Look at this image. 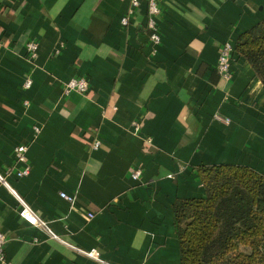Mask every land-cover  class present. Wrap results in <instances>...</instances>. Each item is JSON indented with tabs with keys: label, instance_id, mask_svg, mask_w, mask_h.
Instances as JSON below:
<instances>
[{
	"label": "crops",
	"instance_id": "obj_1",
	"mask_svg": "<svg viewBox=\"0 0 264 264\" xmlns=\"http://www.w3.org/2000/svg\"><path fill=\"white\" fill-rule=\"evenodd\" d=\"M130 5L0 0V173L67 243L113 264H182L173 203L206 195L199 169L231 163L264 174V83L236 48L231 80L217 69L222 45L264 19V0H163L159 44L147 0L122 24ZM79 76L88 91L65 95ZM22 144L31 172L18 177ZM20 211L0 181L6 264H102Z\"/></svg>",
	"mask_w": 264,
	"mask_h": 264
},
{
	"label": "trees",
	"instance_id": "obj_2",
	"mask_svg": "<svg viewBox=\"0 0 264 264\" xmlns=\"http://www.w3.org/2000/svg\"><path fill=\"white\" fill-rule=\"evenodd\" d=\"M234 46L264 83V19ZM199 175L206 195L173 203L182 264H264V174L224 163Z\"/></svg>",
	"mask_w": 264,
	"mask_h": 264
},
{
	"label": "built area",
	"instance_id": "obj_3",
	"mask_svg": "<svg viewBox=\"0 0 264 264\" xmlns=\"http://www.w3.org/2000/svg\"><path fill=\"white\" fill-rule=\"evenodd\" d=\"M163 0H147V28L149 30V37L154 44L161 42V34L159 31L158 20L160 18L162 9L161 4ZM141 5V0H131V5L128 14L122 18V24L128 25L130 23V17L133 15ZM28 54L31 59L38 57L39 45L35 41H31L27 44ZM234 44L231 41H226L221 48L217 69L224 81H230L233 76L232 65H233V52ZM32 85L31 77H27L24 81V87L29 88ZM89 89V79L85 76L73 77L69 79L65 85L63 92L65 95H69L72 92L85 93ZM229 122V119H227ZM140 124L134 122V131L138 132ZM41 131L39 126L34 127V133L37 135ZM101 144L99 139L93 140V146L98 147ZM28 145L22 144L15 148L14 155L17 162L25 163V166L21 169L16 170L18 177L26 176L30 174L31 167L27 164L26 152ZM142 175V169L136 168L132 171L131 176L133 179L138 180ZM0 181L14 194L16 199L21 205V215L26 218L32 225L40 227L44 230L51 238L60 240L70 246L77 252L94 259L102 264H113L102 258L97 249H82L72 244L65 242L50 226L49 221L45 220L39 212L34 210L23 197H21L8 183L6 177L0 173ZM61 197L68 200L71 204L74 203L76 195L68 194L66 192L60 193ZM93 213H89V217H93ZM7 243V235L0 230V263L6 264L7 257L5 252V245Z\"/></svg>",
	"mask_w": 264,
	"mask_h": 264
}]
</instances>
